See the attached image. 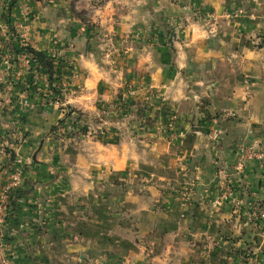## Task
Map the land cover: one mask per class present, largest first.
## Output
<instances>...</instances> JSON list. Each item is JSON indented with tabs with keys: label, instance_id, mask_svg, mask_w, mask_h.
<instances>
[{
	"label": "crops",
	"instance_id": "crops-1",
	"mask_svg": "<svg viewBox=\"0 0 264 264\" xmlns=\"http://www.w3.org/2000/svg\"><path fill=\"white\" fill-rule=\"evenodd\" d=\"M11 5L0 0V152L25 136L13 143L25 193L0 230V255L264 264V224L248 208L264 201V175L254 162L235 170L242 147L264 146V0ZM24 46L55 58L60 82L26 66ZM71 113L86 133L56 141ZM104 125L105 138L90 131ZM7 172L1 155L0 194Z\"/></svg>",
	"mask_w": 264,
	"mask_h": 264
},
{
	"label": "built area",
	"instance_id": "built-area-1",
	"mask_svg": "<svg viewBox=\"0 0 264 264\" xmlns=\"http://www.w3.org/2000/svg\"><path fill=\"white\" fill-rule=\"evenodd\" d=\"M211 20H213V18H211ZM22 60L24 61V64L26 66H30V65L32 66L34 62L33 57H29L26 54L22 55ZM6 65L8 66L10 65L9 61H6ZM130 96H131V93L130 92L127 93V99L130 98ZM68 125H71V124L68 123V121L65 122V120L63 121V123H60L55 129V136L56 137L67 136L66 132L74 129L73 127L70 128V126ZM169 127L171 128L172 125L170 124ZM110 133L111 131L103 129L101 132V135H104L105 137H107L109 136ZM213 134L215 136V140L218 139L219 134L216 131H214ZM5 152H6L5 148H2L1 154H5ZM8 162L12 163V168L8 170L6 174V177L8 176V182L4 184V187L0 194V230L4 226H6L8 206L9 204H11L10 198L13 192L18 189H22V187L24 186V180H23L24 171H23L22 161L17 160V158H15L14 160L9 158ZM248 162L256 163L258 168L264 175V146L263 145L242 147L240 151L237 153L235 170L238 173L242 174ZM222 178L224 180L226 179L224 175L222 176ZM230 189L231 187H229V189L226 190L223 198L229 199L232 196L233 191ZM249 207L252 212L253 219L255 221H260L264 224V201L254 200L249 204ZM0 256H1L0 264H9L8 260L4 257L3 254H1Z\"/></svg>",
	"mask_w": 264,
	"mask_h": 264
},
{
	"label": "trees",
	"instance_id": "trees-1",
	"mask_svg": "<svg viewBox=\"0 0 264 264\" xmlns=\"http://www.w3.org/2000/svg\"><path fill=\"white\" fill-rule=\"evenodd\" d=\"M20 1L21 0H12L11 8L13 6H15L16 4H18ZM8 24L11 25V20H8ZM19 53L21 55L26 54L29 57H33V60H34L33 65L38 66V68H40L49 77V81L51 84L55 81L60 82V80L57 78L58 68L56 66V59L55 58L49 57L42 52H38L30 46H26V47L21 48ZM58 93L59 92L57 91L56 94H58ZM128 103H129L128 105L123 106L124 114L128 113L129 107L131 106V102L128 101ZM72 114L73 113L68 114L67 120H65V121L69 120L68 122L71 125L72 124L78 125L79 123H81V120L78 117L75 119H72V116H73ZM55 129H53V131H52V136H55ZM14 158H15V154H14L13 159ZM24 193H25V191H23L22 189H18V190L13 192V194L10 198L11 204H9V206H8V212H7V218H6L7 219V221H6L7 227H10L12 220H13V217H14V213L17 211V200H19L21 197H23Z\"/></svg>",
	"mask_w": 264,
	"mask_h": 264
},
{
	"label": "rangeland",
	"instance_id": "rangeland-1",
	"mask_svg": "<svg viewBox=\"0 0 264 264\" xmlns=\"http://www.w3.org/2000/svg\"><path fill=\"white\" fill-rule=\"evenodd\" d=\"M127 101V100H126ZM131 107V106H130ZM66 122V121H65ZM69 123V122H68ZM80 125H82V123H79L78 125H74V124H72V126L71 125H68V126H70V128H74L73 130H70V131H67L66 132V135L67 136H61V137H56V136H53L54 137V139L56 140V141H62V142H64V141H67V140H70L72 137H78V135L80 134H82V133H86V131H83L84 129L83 128H81V126ZM57 127V126H56ZM105 127V128H104ZM108 126H99V128L98 127H96L95 129H91L90 131H92V133L93 132H96V135L98 136V137H101V138H105V136L104 135H101V132H102V130L103 129H106V130H109V131H111V129H109V128H107ZM216 132L218 133V131L216 130ZM214 133V132H213ZM212 133V136H211V138H212V140H215V136H214V134ZM25 136L24 135H22L21 137L20 136H17L16 138L15 137H12V142H7V143H4L2 146H3V148H5V154H0V156L2 155H4V159H5V161L7 162V166H8V170H10L11 168H12V163L10 162H8V160H9V158H11V159H13V157H14V154L16 153V155H15V158H17V160H21L22 161V164H23V167H24V157L22 156V153L20 154L18 151H15L14 150V148H13V143L15 142L16 143V145H23L24 143H25ZM16 140V141H15ZM216 140H218V139H216ZM1 153V152H0ZM14 153V154H13ZM10 156V157H9ZM14 158V159H15ZM13 159V160H14ZM249 208V212H251V210H250V207H248ZM254 253V252H253ZM253 253H249V255H251L250 257H251V260H252V257H255L254 256V254ZM154 254H156V253H154ZM157 255V254H156ZM157 257H159V256H157ZM251 263H247V264H253V261H250ZM151 264H176L173 260H171V259H163V258H161L160 259V261L158 262V261H156V262H152Z\"/></svg>",
	"mask_w": 264,
	"mask_h": 264
},
{
	"label": "water",
	"instance_id": "water-1",
	"mask_svg": "<svg viewBox=\"0 0 264 264\" xmlns=\"http://www.w3.org/2000/svg\"><path fill=\"white\" fill-rule=\"evenodd\" d=\"M173 37H174V34H173ZM172 42V41H171ZM93 44H90L89 45V50H90V53H92V54H94L95 52H94V48H93Z\"/></svg>",
	"mask_w": 264,
	"mask_h": 264
}]
</instances>
